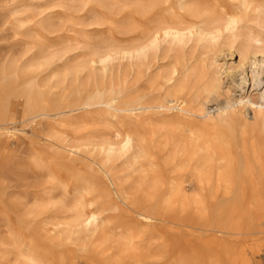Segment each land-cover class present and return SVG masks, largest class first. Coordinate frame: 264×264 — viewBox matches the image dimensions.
Segmentation results:
<instances>
[{
  "label": "rangeland",
  "instance_id": "obj_1",
  "mask_svg": "<svg viewBox=\"0 0 264 264\" xmlns=\"http://www.w3.org/2000/svg\"><path fill=\"white\" fill-rule=\"evenodd\" d=\"M142 1L0 0V74L9 75L21 87L33 79L51 99L49 114L33 117L27 112L24 97L10 96V118L0 121V264H36L24 256L31 248L45 255L50 264H131L132 257L137 255L157 260L163 238L148 234L153 226L140 223L136 210L140 206L149 207L151 197L158 200L160 192H168L172 185L168 175H176L175 182L182 189L176 207L168 212L170 219L183 224L209 225L215 229L213 233L231 245L238 247L243 243V236L218 232L223 225L238 224V215L228 213L234 200L220 195L207 197L199 205L194 201L199 190L188 174L173 165L167 166L174 151L171 139L178 133L147 119L146 122L151 120L153 131L149 127L145 131L146 158L133 164L129 152L104 165L97 144L111 139L119 125L102 106L74 105L79 96L84 98L96 89L109 86L112 78L125 96L149 93V97H156L158 85L152 84V75L178 58L192 63L194 57L205 59L221 79L220 95L208 104L211 110L226 105L228 99L238 104L241 98L258 95L264 85V74L258 78L260 84L253 86L249 80L255 68L251 66L253 59L245 60L240 66V55L230 48L228 33L219 43H212L211 50L204 48L205 43L197 38L172 50L166 39L158 50L150 51L141 74L132 68L133 60L129 56H116L106 63L91 61L97 59L98 52L128 49L136 42L142 23H153L175 12L189 22L202 18L180 9L182 3L194 0H162L151 12L137 13L135 5ZM211 1L201 2L212 5ZM219 1L227 10L243 14L237 33L264 36V9L248 10L244 15L241 0ZM252 2L264 4V0ZM134 25H139V29L135 30ZM51 55L57 57L52 63L44 64ZM83 61H89L101 78L90 79L87 72L80 74L79 79L67 76L69 67ZM104 66H107L105 71ZM162 114L166 113L161 111L157 116ZM245 115L251 123L255 122L254 111L249 106ZM103 166L110 170L128 204L106 197L109 182ZM144 168L148 171L144 172ZM156 169L167 178L165 183L154 186L151 176L146 174L151 175ZM84 182L92 186L85 199L87 204L100 211L94 231L70 224L72 207ZM157 202L154 207L160 205ZM156 224L157 228L167 230L159 222ZM188 230L183 227L178 236L167 233L166 239L174 247L177 240L187 236ZM198 233L206 236L210 232L199 230ZM164 264L174 261L168 259Z\"/></svg>",
  "mask_w": 264,
  "mask_h": 264
},
{
  "label": "bare ground",
  "instance_id": "obj_2",
  "mask_svg": "<svg viewBox=\"0 0 264 264\" xmlns=\"http://www.w3.org/2000/svg\"><path fill=\"white\" fill-rule=\"evenodd\" d=\"M201 1L184 2L180 7L191 16L202 17L199 21H186L182 14L175 12L159 17L153 23H142L136 42L128 49L119 47L105 53L98 52L95 54L97 59L91 61L106 63L116 56H129L133 60L132 68L141 74L150 51L158 50L166 39L172 50L178 45L186 46L193 38L205 43L203 47L211 50L212 43H219L228 33L230 48L240 55V66L245 60L253 59L251 66L255 68L249 80H252L253 86L256 83L259 85L258 78L264 74V36L237 33L244 17L240 11L227 10L219 0L211 1L212 5H204ZM161 2L143 0L136 3L135 10L137 13H149ZM240 4L245 10L244 15L248 10L264 9V4L254 5L252 0H241ZM133 28L139 29V25ZM260 56L262 59L258 60ZM55 57L57 55L45 58L44 64L52 63ZM194 61L191 63L178 58L169 63L166 69L152 75V84L158 85L156 97H149V93L125 96L122 88H116L115 78H112L109 86L96 89L84 98L79 96L74 100V105L84 108L102 106V110L115 118L119 125L111 139L97 144L104 156V165L129 152L133 164L144 160L147 154L145 131L148 127L153 128L151 120H146L153 119L162 128L172 129L179 134L171 139L174 151L167 166L173 165L188 174L199 190L194 201L202 205L207 197L220 195L234 200L228 213L237 214L239 222L236 226L223 225L218 232L221 235L243 236V243L238 247L213 233L215 229L209 225L183 224L168 217L182 191L175 182L177 176L168 175L172 184L168 192H160L158 200L151 197L149 207L140 206L136 210L140 223L153 226L148 234L163 238L160 258L150 260V256L137 255L132 257L131 264H164L168 259H172L174 264H253L256 261L264 264V85L256 97L249 95L241 98L238 104L228 99L226 105L213 111L208 104L214 96L220 95L221 79L205 59L194 57ZM93 69L89 61H83L69 67L67 76L79 79L80 74L87 72L88 78L98 80L101 76ZM103 70H107V66ZM0 82L4 93L0 95V121L10 118V96L24 97L27 112L33 117L49 114L50 96L33 79L21 87L9 75L1 73ZM247 106L254 111V123L245 115ZM161 111L166 114L157 116ZM103 170L109 182L106 197L112 196L113 200L128 204L124 193L110 176V170L105 166ZM143 171L148 170L144 168ZM146 175L151 176L154 186L165 183L167 178L157 169L151 175ZM91 189L87 182L78 189L70 223L74 228L81 226V230L94 231L98 227L99 208L92 207L85 200ZM157 201H160V205L154 207ZM157 222L167 230L157 228ZM183 227L189 229L187 236L177 240L174 248L166 239L167 233L178 236ZM199 230L210 233L202 236ZM24 256L36 264H50L36 248L28 249Z\"/></svg>",
  "mask_w": 264,
  "mask_h": 264
}]
</instances>
